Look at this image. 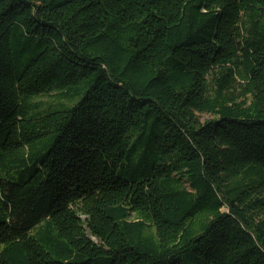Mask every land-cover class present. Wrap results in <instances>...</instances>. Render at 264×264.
Returning a JSON list of instances; mask_svg holds the SVG:
<instances>
[{
	"label": "trees",
	"instance_id": "obj_1",
	"mask_svg": "<svg viewBox=\"0 0 264 264\" xmlns=\"http://www.w3.org/2000/svg\"><path fill=\"white\" fill-rule=\"evenodd\" d=\"M0 264H264V0H0Z\"/></svg>",
	"mask_w": 264,
	"mask_h": 264
},
{
	"label": "rangeland",
	"instance_id": "obj_2",
	"mask_svg": "<svg viewBox=\"0 0 264 264\" xmlns=\"http://www.w3.org/2000/svg\"><path fill=\"white\" fill-rule=\"evenodd\" d=\"M35 102L37 104H40L41 106L44 105V107H45V106H48L49 104L54 103L55 100H54V97L45 96V97H40V98L36 99ZM200 118H201L202 121H205V120L211 119L212 116H210V115H200Z\"/></svg>",
	"mask_w": 264,
	"mask_h": 264
}]
</instances>
